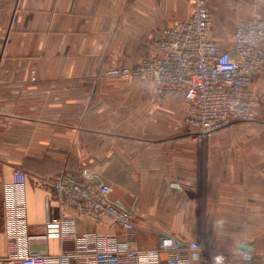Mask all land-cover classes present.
Listing matches in <instances>:
<instances>
[{"label":"crops","instance_id":"0c3cea01","mask_svg":"<svg viewBox=\"0 0 264 264\" xmlns=\"http://www.w3.org/2000/svg\"><path fill=\"white\" fill-rule=\"evenodd\" d=\"M208 1L212 37L224 50L232 49L242 20L264 18V0ZM190 12L188 0H0L4 264H20L7 261L13 223L3 201L4 183L16 167L28 173L31 231L61 213L38 179L91 167L98 182L112 188L111 200L134 212L138 229L128 235L116 226L79 221V231L116 236L134 250L158 249L167 234L185 243L201 240L227 261L237 259L244 245L264 254V73L255 80L254 119L232 122L205 143L186 127L182 97L160 96L151 79L106 75L113 65L135 66L153 54L159 31ZM74 246L56 235L33 243L52 255ZM178 252L190 255L183 243ZM168 258L160 252L150 264H167ZM121 264L138 263L122 257Z\"/></svg>","mask_w":264,"mask_h":264},{"label":"built area","instance_id":"2783aa9c","mask_svg":"<svg viewBox=\"0 0 264 264\" xmlns=\"http://www.w3.org/2000/svg\"><path fill=\"white\" fill-rule=\"evenodd\" d=\"M190 15L159 31L156 50L135 66L117 64L106 75L121 79L140 77L157 84L162 97H182L188 104L185 125L193 137L203 142L213 133L235 121L255 117L258 94L256 78L264 73V18L259 15L242 20L235 28L232 49L224 50L212 37L213 15L208 0H188ZM35 79V77H33ZM28 173L20 167L4 183L3 201L13 230L9 236L13 251L9 263L20 264H121L122 257L138 264L169 255L167 264H264V254L239 250L233 261L211 252L197 240L185 243L165 234L155 250H134L116 236L94 230H78L79 221H92L106 227H119L131 235L138 229L133 211L111 200L112 188L98 182L91 167L38 179L50 192L60 215L49 219L40 231H31L26 221L25 194ZM181 188L179 183L172 184ZM56 235L61 243L74 242V248L52 255L48 248L33 247ZM186 245L189 257L178 252ZM0 264H4L0 259Z\"/></svg>","mask_w":264,"mask_h":264},{"label":"trees","instance_id":"16d2710c","mask_svg":"<svg viewBox=\"0 0 264 264\" xmlns=\"http://www.w3.org/2000/svg\"><path fill=\"white\" fill-rule=\"evenodd\" d=\"M207 140L203 141L204 143L206 142ZM199 218H200V222L202 224H204L206 222V218L204 216V212L203 211H199ZM200 233H202V231L200 230ZM202 236H204V233H202ZM201 244V240L199 242ZM203 244H205V240L202 241Z\"/></svg>","mask_w":264,"mask_h":264},{"label":"water","instance_id":"95a60500","mask_svg":"<svg viewBox=\"0 0 264 264\" xmlns=\"http://www.w3.org/2000/svg\"><path fill=\"white\" fill-rule=\"evenodd\" d=\"M242 249H244V250H246V251H252V249H251L249 246H246V245H244V246L242 247Z\"/></svg>","mask_w":264,"mask_h":264},{"label":"rangeland","instance_id":"374dc122","mask_svg":"<svg viewBox=\"0 0 264 264\" xmlns=\"http://www.w3.org/2000/svg\"><path fill=\"white\" fill-rule=\"evenodd\" d=\"M113 66H114V65H113ZM255 109H256V107H255ZM260 111H264V107H263Z\"/></svg>","mask_w":264,"mask_h":264}]
</instances>
